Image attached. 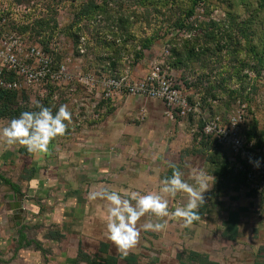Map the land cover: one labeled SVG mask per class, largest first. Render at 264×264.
<instances>
[{
  "label": "rangeland",
  "instance_id": "rangeland-1",
  "mask_svg": "<svg viewBox=\"0 0 264 264\" xmlns=\"http://www.w3.org/2000/svg\"><path fill=\"white\" fill-rule=\"evenodd\" d=\"M0 11L7 33L27 47L56 48L57 64L72 75L71 81L2 98L0 128L24 111H38L37 102L54 113L66 105L72 114L66 132L79 126L88 136L103 137L106 148L96 152L108 160L114 179L108 187L120 191H129L121 179L138 182L140 172L158 180H143L145 188L138 189L148 193L159 192L172 165L189 184L206 171L213 187L200 219L184 227L168 218L162 232L141 230L131 250L142 264H191V251L212 264H264V193L248 192L233 179L231 146L204 131L211 121L227 131L237 121L243 137L264 144V0H0ZM92 77L94 86L81 81ZM158 77L186 97V114L128 91V85L156 84ZM110 78L125 88L106 98ZM165 160L169 164L162 166ZM168 199L174 210L188 194ZM147 221L156 218L145 216L138 226Z\"/></svg>",
  "mask_w": 264,
  "mask_h": 264
},
{
  "label": "crops",
  "instance_id": "crops-1",
  "mask_svg": "<svg viewBox=\"0 0 264 264\" xmlns=\"http://www.w3.org/2000/svg\"><path fill=\"white\" fill-rule=\"evenodd\" d=\"M86 129L71 126L65 133L71 137L56 138L40 154H24L21 145L8 146L0 140V264H87L77 262L80 252L115 256L116 245L106 229L105 201L88 196L114 179L109 177L108 160L96 152L106 148L103 137L88 136ZM146 172H140L138 182L136 177L121 179L123 187L139 191L146 182L158 181ZM119 187L111 188L123 194ZM103 244L108 245L107 253L101 250Z\"/></svg>",
  "mask_w": 264,
  "mask_h": 264
},
{
  "label": "clouds",
  "instance_id": "clouds-1",
  "mask_svg": "<svg viewBox=\"0 0 264 264\" xmlns=\"http://www.w3.org/2000/svg\"><path fill=\"white\" fill-rule=\"evenodd\" d=\"M167 91L165 87L161 95ZM38 111H24L11 120L8 126L0 129V140L8 146L21 145L32 154L46 153L49 145L66 133L71 122V112L67 106H61L55 113L49 107L37 102ZM264 158L250 159L256 168L261 167ZM172 175L162 180L159 192L141 193L139 191L121 192L108 186L90 191V200L105 201L106 229L108 238L116 245L122 256H127L140 238L141 230L162 232L168 226V218L180 220L184 227H189L200 219L199 209L206 203L205 193L210 187L208 173L200 170L194 176V184L183 179L179 167L172 165ZM187 193L184 206L169 208L168 197ZM145 216H152L156 221H147L138 226Z\"/></svg>",
  "mask_w": 264,
  "mask_h": 264
},
{
  "label": "built area",
  "instance_id": "built-area-1",
  "mask_svg": "<svg viewBox=\"0 0 264 264\" xmlns=\"http://www.w3.org/2000/svg\"><path fill=\"white\" fill-rule=\"evenodd\" d=\"M4 17L0 21V88L5 90L23 91L36 88L41 85H54L63 80L71 81L72 75L68 72L64 64H57L53 51L47 52L38 44L26 46L21 37L16 33H7L4 29ZM154 78V77H153ZM81 81L89 85H95V79ZM123 82V81H122ZM119 79L110 78L106 82L108 90L104 93L106 98L113 96V90L121 92L125 87ZM167 91L160 94L164 88ZM128 91L137 95H149L153 98L161 99L173 110L179 109L180 114H186L190 105L182 92L172 87L165 77H158L156 84L140 83L139 85H128ZM96 107V104H95ZM168 114L171 116L172 112ZM95 120L100 118V114L94 113ZM234 121L232 128L227 131V125L222 126L216 121L206 123L204 131L213 134L217 141L223 146H231L232 156L230 158L234 174H242L244 177V189L248 192L264 193V161L261 167L256 168L250 163V159L264 158V144H257L248 140L240 134Z\"/></svg>",
  "mask_w": 264,
  "mask_h": 264
},
{
  "label": "trees",
  "instance_id": "trees-1",
  "mask_svg": "<svg viewBox=\"0 0 264 264\" xmlns=\"http://www.w3.org/2000/svg\"><path fill=\"white\" fill-rule=\"evenodd\" d=\"M4 11H0V21H2V19L4 18ZM51 85V84H49ZM26 91V90H25ZM28 91V90H27ZM18 92L16 91H11V90H5V89H2L0 88V101L2 100V98H5L7 95H15L17 94ZM0 115H2V111L0 110ZM248 140H251L250 138ZM261 144V143H259ZM21 151L24 153V154H27V149H25L24 147L21 148ZM230 174H232V177L234 180L236 181H240L241 185L243 186L244 185V177L242 174H234L233 172V168L230 164ZM4 183H7L9 185L12 186V188L15 190V191H19V188L18 186L12 182L10 179L8 178H3L2 179ZM256 193V192H255ZM107 244H103V252L104 253H107ZM189 258H190V261L192 260L193 262L191 264H199V263H196L197 261L199 260H203V263H200V264H212V262H209L208 261V256H204L203 254L197 252V251H191L190 252V255H189ZM119 260H124L126 262V264H142L140 261H139V257L138 255L134 254V253H130L128 254L127 256H122L121 254L117 255V256H113V255H106L105 257L103 258H98V257H91L83 252H80L79 254V258L77 259V262H81V261H85L87 262V264H118ZM200 262V261H199Z\"/></svg>",
  "mask_w": 264,
  "mask_h": 264
}]
</instances>
